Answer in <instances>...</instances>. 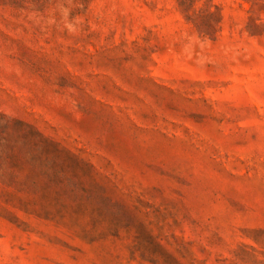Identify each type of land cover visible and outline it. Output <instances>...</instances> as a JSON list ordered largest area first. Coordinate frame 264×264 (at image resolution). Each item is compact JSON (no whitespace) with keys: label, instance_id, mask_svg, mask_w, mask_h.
Listing matches in <instances>:
<instances>
[{"label":"rangeland","instance_id":"obj_1","mask_svg":"<svg viewBox=\"0 0 264 264\" xmlns=\"http://www.w3.org/2000/svg\"><path fill=\"white\" fill-rule=\"evenodd\" d=\"M0 264H264V0H0Z\"/></svg>","mask_w":264,"mask_h":264}]
</instances>
